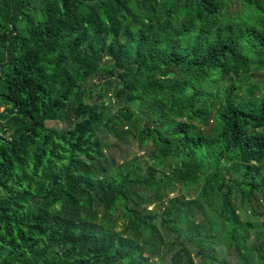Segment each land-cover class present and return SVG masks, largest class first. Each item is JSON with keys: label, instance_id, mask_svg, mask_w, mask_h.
Listing matches in <instances>:
<instances>
[{"label": "trees", "instance_id": "trees-1", "mask_svg": "<svg viewBox=\"0 0 264 264\" xmlns=\"http://www.w3.org/2000/svg\"><path fill=\"white\" fill-rule=\"evenodd\" d=\"M166 253L264 264V0H0V264Z\"/></svg>", "mask_w": 264, "mask_h": 264}, {"label": "rangeland", "instance_id": "rangeland-1", "mask_svg": "<svg viewBox=\"0 0 264 264\" xmlns=\"http://www.w3.org/2000/svg\"><path fill=\"white\" fill-rule=\"evenodd\" d=\"M241 10V8H240ZM239 7H235L234 9H232L231 14L229 16H236ZM227 15V16H228ZM233 20V19H231ZM94 86H98L99 82L98 81H94L93 82ZM117 86L114 84L110 85V88L105 92V96H106V100H107V105H109L110 108V115L111 116H116L117 111L119 106L116 105V103L113 100V96L115 94V90H116ZM1 110L3 111L4 108H1ZM50 127L53 128H62L61 124L58 123H50L49 124ZM136 132L135 130H132L130 125H126L125 129L123 130V133L121 134L120 138H116L111 134L108 133H102L99 135V138L107 145V148L105 149V153H106V158L107 160H109L110 162L114 161L115 165L112 166V168H115L117 166H121L123 163H127L136 159H142V160H146L147 157L150 155V151L151 148H143L140 146L139 141L137 140L136 136H135ZM143 194V196L146 199H149V195H151L152 193L150 191H143L141 192ZM178 194H181V192H174V194L172 193V196H177ZM144 207V205L142 206ZM154 206H151L150 209H153ZM142 209V208H141ZM119 214L111 217V223L112 225L115 223L116 220H119L118 225L116 226L115 230L117 231H121L122 227L127 224V220L124 219H120V217L118 216ZM201 219H199L200 221ZM183 233H187V231L185 230V228L182 229ZM185 233V235H186ZM164 236L167 238L168 240V236H169V232L167 231H163ZM184 235V236H185ZM165 251V249H163ZM171 257H170V253H166L164 260L162 261V263H169Z\"/></svg>", "mask_w": 264, "mask_h": 264}]
</instances>
